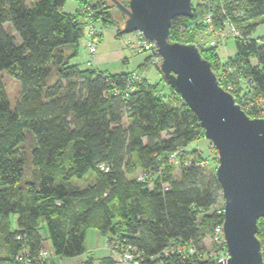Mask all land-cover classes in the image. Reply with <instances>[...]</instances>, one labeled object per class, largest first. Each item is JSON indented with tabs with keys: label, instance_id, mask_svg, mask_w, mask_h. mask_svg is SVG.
Instances as JSON below:
<instances>
[{
	"label": "trees",
	"instance_id": "16d2710c",
	"mask_svg": "<svg viewBox=\"0 0 264 264\" xmlns=\"http://www.w3.org/2000/svg\"><path fill=\"white\" fill-rule=\"evenodd\" d=\"M67 1H0V264H24L17 256L54 264L47 240L57 258L81 257L89 229L114 251L130 249L139 264H218L217 254L227 250L215 236L224 222V206L217 209L224 199L218 160L211 166L190 149L205 138L197 115L168 83L165 94L144 77L132 81L135 73L71 65L86 36L84 6L98 24L116 27L117 37L126 34L125 18L117 19L110 1L78 0L74 14L63 12ZM192 2L191 19L173 20L172 42L197 44L203 11ZM239 2L243 16L234 23L242 37L235 40L231 70L216 49L199 50L219 85L226 91L233 86L236 102L257 119V104L264 103V38L252 34L264 20V0ZM151 61L152 55L141 68ZM3 74L20 85L14 108ZM242 90L253 107L243 106ZM174 153H180L177 164L171 163ZM258 227L264 256V218ZM43 250L47 258L40 260ZM115 263L111 256L99 262L92 256L82 264Z\"/></svg>",
	"mask_w": 264,
	"mask_h": 264
},
{
	"label": "water",
	"instance_id": "95a60500",
	"mask_svg": "<svg viewBox=\"0 0 264 264\" xmlns=\"http://www.w3.org/2000/svg\"><path fill=\"white\" fill-rule=\"evenodd\" d=\"M110 1L124 16V34L154 44L164 81L197 115L218 154L216 178L224 199L223 236L229 257L218 264H264L257 238L264 218V117L252 119L220 85L195 44L170 40L172 22L191 19L192 0Z\"/></svg>",
	"mask_w": 264,
	"mask_h": 264
},
{
	"label": "rangeland",
	"instance_id": "374dc122",
	"mask_svg": "<svg viewBox=\"0 0 264 264\" xmlns=\"http://www.w3.org/2000/svg\"><path fill=\"white\" fill-rule=\"evenodd\" d=\"M1 1V0H0ZM35 0H26L27 4H31ZM98 0H89V3L91 5H94L97 3ZM124 3H127L128 0H120ZM196 2V0H194ZM79 7L78 0H68L65 6L63 7V12L74 14L76 10ZM86 7V8H85ZM85 10L89 11L90 13L93 12L92 8L89 6H84ZM117 10V9H116ZM117 19L121 20V15L117 11H114ZM95 13L93 12V18L92 21L95 24L97 30L99 31V34L96 36V40L98 41L97 50L98 52L101 50L106 51H124L126 56L129 58L128 63L123 62H112L108 66H99L98 69L101 71H108L111 74H123V73H135L141 77H144L150 84L158 86V89L163 91L165 94H169L170 87L169 85L163 80L162 75L160 74L158 68L155 65L149 64L146 67L141 66L146 62V59L150 56L149 53H143V54H137L136 51L133 48V45H135V37L133 34H126L123 37H117L116 27H104L101 24H98L95 20ZM83 15V14H82ZM89 13L83 15V19L85 23H87L89 19ZM124 22V21H123ZM122 22V23H123ZM260 23L259 27H257V30L252 34V38L254 39H262L264 38V20L258 21ZM257 23V24H258ZM6 29L8 32L13 34L12 29L10 26H6ZM229 30V29H228ZM86 29V33H87ZM228 32V31H227ZM213 39L212 37L209 38L207 33H201L198 36L197 42H200L205 48H209V40ZM131 42V43H130ZM129 47V48H128ZM217 54L221 60V62L224 64H227L225 67L228 71L229 68H231L230 65V59L235 58L237 55V48L235 44V40L230 36L227 35V39L222 43L221 46L215 47ZM97 53V51H96ZM95 54H91L88 50V38L85 36L81 39L79 43V55L73 59H71V65H78L80 69H88L90 68L88 64L91 62L93 63L94 67V56ZM96 68V67H94ZM2 80L6 89V92L8 94L11 107L14 108L16 106V102L20 98V85L19 83L9 74H3ZM50 82H54V76L51 77ZM244 91L242 90L239 92V95L245 99L250 100L249 98H246V96H243ZM237 103V102H236ZM254 103V102H253ZM238 104V103H237ZM255 104V103H254ZM239 105V104H238ZM258 106H263L264 103H261V101L258 102ZM247 108V107H246ZM261 118H263V113H259ZM190 149L192 150H199V152L210 162L211 166L215 164L216 159L218 160V154L216 152V149L213 147L211 142H209L206 138L192 142L190 145ZM190 156H187L186 158H190ZM192 159V158H191ZM218 166V164H217ZM173 175L175 177H178L179 175V169L176 168L173 172ZM93 179H88L86 183L89 181L91 182ZM80 186H85L84 182H79ZM225 202L220 201L217 209L219 210L222 206H224ZM16 220L17 217L14 216L12 218L13 221V228H16ZM42 235L44 238L47 237L46 232L42 230ZM45 248L49 251L48 258L50 259L51 263L54 264H82L87 260L88 257H94L98 262L105 257L111 256L115 260V264H121L118 263L117 260H119V257L117 254L113 253L112 248L108 246L106 240L102 238L99 233L93 229L87 230L86 233V241H85V252L81 257L75 258V259H63V258H57L52 252H51V243L49 240L45 242Z\"/></svg>",
	"mask_w": 264,
	"mask_h": 264
},
{
	"label": "built area",
	"instance_id": "2783aa9c",
	"mask_svg": "<svg viewBox=\"0 0 264 264\" xmlns=\"http://www.w3.org/2000/svg\"><path fill=\"white\" fill-rule=\"evenodd\" d=\"M200 4V7L203 11L202 18L199 20L198 24L202 28V33H207L209 38L212 37L213 39L209 40V48H215L222 45V43L227 39V35H230L234 40L239 39L242 37V33L240 29L237 28L236 24L234 23L235 20H241L243 13L239 7L240 0H197ZM86 8V7H85ZM82 9L81 13L85 15L89 13V19L86 23V29L88 30L86 33V37L88 38V50L93 55L97 51L98 41L96 40V36L99 34L95 24L93 23V12H89ZM183 28V27H181ZM229 29V30H228ZM228 31V32H227ZM136 38V44L133 45L134 50L137 54L149 53L152 55V65H159L161 60L156 56L155 46L154 44L148 42L142 35V33H134ZM260 43L264 44V41H260ZM198 48L199 46H203L200 42L195 44ZM205 48V46H203ZM89 65H93V63H89ZM231 70V68H229ZM140 79V76L135 75L132 81ZM228 90L231 92L234 91L233 86H228ZM228 91V92H229ZM229 92V93H230ZM244 93V92H243ZM244 96V94H243ZM235 98V97H234ZM246 98H251V95H247ZM242 104L246 107H253V103H246L247 101L243 98ZM241 106V105H240ZM242 107V106H241ZM262 109L263 117H264V107L259 106ZM180 153H174L171 156V163L177 164L178 156ZM101 170L104 172H108L109 168L105 165L101 166ZM142 179V177L140 178ZM216 241L218 243L224 242L223 236V226L218 227L215 230ZM225 243V242H224ZM113 253L117 254L119 260L118 263L121 264H139V261L135 258L133 252L128 250H123L122 253L112 250ZM193 252V250H191ZM218 262L223 261L229 257L228 252H219L217 254ZM264 257V256H263ZM47 258V250H43L40 255V260ZM15 261L18 263L29 264L30 260L24 258L23 256H17Z\"/></svg>",
	"mask_w": 264,
	"mask_h": 264
},
{
	"label": "crops",
	"instance_id": "0c3cea01",
	"mask_svg": "<svg viewBox=\"0 0 264 264\" xmlns=\"http://www.w3.org/2000/svg\"><path fill=\"white\" fill-rule=\"evenodd\" d=\"M135 44H136V38H135ZM112 62L128 63L129 58L126 56L125 52L122 50L121 51L101 50L99 52L97 50V53L94 56V67H96V69H98L99 66H108ZM98 70L101 71L100 69ZM102 72H108V71H102ZM51 252H52V248H51Z\"/></svg>",
	"mask_w": 264,
	"mask_h": 264
}]
</instances>
